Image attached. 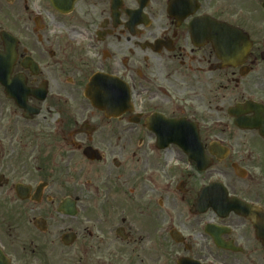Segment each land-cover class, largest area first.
<instances>
[{
  "label": "flooded vegetation",
  "instance_id": "flooded-vegetation-1",
  "mask_svg": "<svg viewBox=\"0 0 264 264\" xmlns=\"http://www.w3.org/2000/svg\"><path fill=\"white\" fill-rule=\"evenodd\" d=\"M164 253L264 264V0H0V264Z\"/></svg>",
  "mask_w": 264,
  "mask_h": 264
},
{
  "label": "water",
  "instance_id": "water-1",
  "mask_svg": "<svg viewBox=\"0 0 264 264\" xmlns=\"http://www.w3.org/2000/svg\"><path fill=\"white\" fill-rule=\"evenodd\" d=\"M220 30H224L222 27H220ZM227 30H230L229 28H227ZM119 88V85L114 86V91H117V89ZM185 264H193V263H185Z\"/></svg>",
  "mask_w": 264,
  "mask_h": 264
},
{
  "label": "rangeland",
  "instance_id": "rangeland-1",
  "mask_svg": "<svg viewBox=\"0 0 264 264\" xmlns=\"http://www.w3.org/2000/svg\"><path fill=\"white\" fill-rule=\"evenodd\" d=\"M165 259L167 260V261H166L167 264H170V261L168 260V257H167L166 254L164 253V261H165ZM164 264H166V263L164 262Z\"/></svg>",
  "mask_w": 264,
  "mask_h": 264
}]
</instances>
